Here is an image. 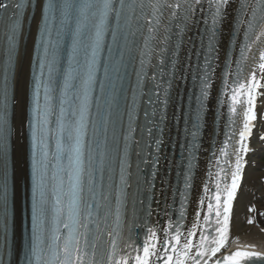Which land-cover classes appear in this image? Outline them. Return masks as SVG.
<instances>
[{
    "label": "snow or ice",
    "instance_id": "6c2138e0",
    "mask_svg": "<svg viewBox=\"0 0 264 264\" xmlns=\"http://www.w3.org/2000/svg\"><path fill=\"white\" fill-rule=\"evenodd\" d=\"M189 0H183L184 4H188ZM206 2L209 5V18L213 29V36L215 35L216 26L220 23L224 9L230 3V0H191L192 4H201ZM125 3L130 5L129 15L125 21V27L131 25L134 20H138L143 17L145 23L148 25L149 36L155 40L157 34L161 31L167 33L168 28L171 27V20L177 19V10L182 7L181 0H48L49 17L51 19L52 10L55 9L60 16L59 23L62 28L69 27L70 24H75L77 38L73 41V53H77L84 45L85 41L81 37L87 38L91 35V44L88 47L91 49L92 58L90 64L86 65L88 72V83H91L95 72L96 66V54L100 50L102 38L105 34V30L109 28L110 21L115 18L117 13V5L123 6ZM145 3L150 9L149 12L143 11ZM257 3L261 5V10L264 11V0H257ZM25 6H31V0H20L16 5L17 9ZM247 6V0H244V4L241 7L243 12ZM137 8L140 9V17H137ZM165 9H171L168 15H165ZM203 10V9H201ZM190 6L186 9V12H192ZM255 15V12H253ZM150 17V18H149ZM171 18V19H169ZM184 20L187 19L185 16ZM168 21L165 25V21ZM19 27V21L14 22L13 31H17ZM251 28V25H249ZM48 32L47 20L44 24V33ZM134 34V33H132ZM260 37H264V32L260 33ZM260 60L264 61V51L260 53ZM259 69L264 73V62L259 64ZM257 79L256 73H252L251 80L255 82ZM241 88L244 85L240 86ZM38 96V92L36 93ZM232 100L236 101L237 97L234 94ZM251 101L249 100V103ZM79 126L75 129V135L69 133L67 139L72 143L68 149L73 153L72 159L76 165V175L74 183L71 185L72 199L68 205V220L71 223H64L63 227L69 229V232L64 235L60 229H57L56 234L53 235L51 243H48V238L41 235V226L43 216L45 212V169L47 165L44 161L36 156L34 158L32 166V212L36 228L33 232V238L30 239L28 254L25 257V264H104L102 257H99L96 249L99 243V235L91 237V234L87 231H81L85 225L80 217V213L83 210L80 207L81 197L80 193L83 191L81 185L83 184V175L85 172V161L83 152V140L86 135V125L84 123L86 115L89 111L87 103H85L80 109ZM233 112H236V107L232 108ZM246 116V120L243 122L242 130L239 131V148L237 151L241 153L236 159L235 171L231 173V184L225 185L224 191L226 193V199L223 205H221L220 194H216V212L214 221L215 235L210 239L208 236H204L200 239L199 252L192 253L190 250L194 245L185 239L183 243V254L175 261V264H188V261H192V264H200V261L196 257L200 256H216L218 252L224 248L228 241L229 227L231 222L232 202L235 199L236 190L239 187V181L242 179V162L243 156L248 152V147L245 146V141L251 136L252 127L251 122L255 120V114L252 112L251 107L247 108L243 113ZM47 123V120H45ZM11 134V129L8 127L7 120L2 112H0V213L6 217L9 205V192H10V172L8 163V138ZM58 136L61 133L58 132ZM36 139L42 142L40 137ZM62 145L58 144V151H60ZM69 159V157H65ZM61 203L60 197L57 196V204ZM57 211L63 214V207L57 209ZM254 211V209H253ZM209 212H212V208L209 207ZM93 212H89V217ZM248 223H254L253 220H249ZM190 236H195V231L189 233ZM176 245L181 244V234L177 232L174 237ZM115 249V243L112 245ZM135 251L142 252L137 254L134 258L131 256L120 257L117 259L116 252L113 251L108 258L107 264H129L130 259L135 260V264H154L153 258H159V250L156 245L150 249L148 246H143L141 249ZM163 251L167 253L171 251L176 253V248H169L167 245L163 246ZM47 252L48 256L44 253ZM260 253L251 251H237L234 255H229L227 260L232 264H239L237 258H252L260 256ZM4 254L0 253V264H3ZM173 256H166L164 264H173ZM216 264H220L217 260Z\"/></svg>",
    "mask_w": 264,
    "mask_h": 264
},
{
    "label": "bare ground",
    "instance_id": "6f19581e",
    "mask_svg": "<svg viewBox=\"0 0 264 264\" xmlns=\"http://www.w3.org/2000/svg\"><path fill=\"white\" fill-rule=\"evenodd\" d=\"M17 0H7L3 21L0 26V82L3 72V55L5 44V33L7 23L13 16L16 9ZM239 0H230L227 5L224 17V25L221 29V36L219 47L217 51V59L215 62V70L213 75L212 93L210 106L213 111L216 109L215 99L218 96L219 87L221 85L223 65L226 62V51L228 48L231 33L233 31V21L235 12L238 9ZM39 16L36 15L33 22L30 35L25 49L20 50L14 77V99H15V116H14V168H15V187L16 192L20 196V185H18L22 177H26V107H27V89L29 82V68L31 63L33 41L35 36L36 27L38 24ZM264 32V20L260 25L255 38L252 42L249 61L246 67V78L243 87V99L241 102L240 117H239V131L242 130L243 122L246 116L243 114L247 108L251 107L252 112L255 114V120L251 123L255 127L252 137L245 141V146L248 147V152L243 156L242 162V179L239 181V187L236 190L235 199L232 202L231 222L229 227L228 241L224 248L216 254V256L208 255L205 257L201 264H216L219 260L220 264H224L229 255L235 254L237 251H251L260 253L259 257L264 256V166L257 162V155L261 152L264 146V73L259 69V64L264 62L260 60V53L264 51V37L260 33ZM252 73H256L257 79L255 82L251 80ZM249 100L251 101L249 103ZM214 115L213 112L208 118L206 132L204 134V141L201 149L202 159L199 166L198 177L196 185L194 186V193L188 217L185 225L181 244L178 252L174 257V262L179 259L183 254V243L188 239L194 247L190 252L195 253L199 249L200 239L204 233V226L207 217V210L210 205V192L212 187V179L216 167V157L214 156L213 162H210L209 155L211 150V143L214 135ZM238 131V133H239ZM174 136L171 133L170 140ZM221 139V135L219 139ZM208 140V141H207ZM239 136L236 148L232 153L230 168L228 172L227 185L231 184V173L235 171L236 159L241 155L237 148H239ZM219 146L217 145V151ZM170 162H174L175 158L172 152H169ZM208 172L210 176H208ZM197 177V179H198ZM210 181L207 182V178ZM19 178V180L17 179ZM21 183V182H20ZM167 187V190H166ZM162 198H170L171 186L163 183L161 188ZM205 191L207 193L204 195ZM226 199V193H225ZM224 199V200H225ZM19 208V207H18ZM254 209V211H253ZM166 214V212H165ZM1 215V213H0ZM162 221L157 220L158 231L165 229L166 215ZM254 223H248L249 220ZM195 231V236H190L189 233ZM163 233V232H162ZM154 239L158 237L157 230L153 235ZM1 230H0V246H1ZM192 264V261H188Z\"/></svg>",
    "mask_w": 264,
    "mask_h": 264
},
{
    "label": "rangeland",
    "instance_id": "374dc122",
    "mask_svg": "<svg viewBox=\"0 0 264 264\" xmlns=\"http://www.w3.org/2000/svg\"><path fill=\"white\" fill-rule=\"evenodd\" d=\"M207 141H208V140H207ZM256 159H257V162H258L260 165H263V166H264V146H263L261 152L257 155Z\"/></svg>",
    "mask_w": 264,
    "mask_h": 264
}]
</instances>
